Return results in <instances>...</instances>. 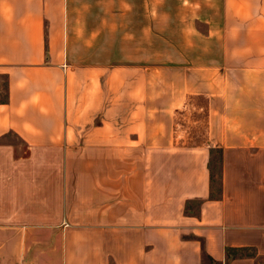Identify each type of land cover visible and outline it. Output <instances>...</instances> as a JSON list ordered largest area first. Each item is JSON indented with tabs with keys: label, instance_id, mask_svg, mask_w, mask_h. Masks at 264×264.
<instances>
[{
	"label": "crops",
	"instance_id": "crops-1",
	"mask_svg": "<svg viewBox=\"0 0 264 264\" xmlns=\"http://www.w3.org/2000/svg\"><path fill=\"white\" fill-rule=\"evenodd\" d=\"M1 80L0 260L264 264V0H0Z\"/></svg>",
	"mask_w": 264,
	"mask_h": 264
},
{
	"label": "rangeland",
	"instance_id": "rangeland-1",
	"mask_svg": "<svg viewBox=\"0 0 264 264\" xmlns=\"http://www.w3.org/2000/svg\"><path fill=\"white\" fill-rule=\"evenodd\" d=\"M1 85H0V94H1V98L4 95V87H5V82L4 80L0 81ZM196 101L197 105H201L203 104V100L201 97H195L194 99ZM178 113H182V111L178 112ZM185 118H183V124L185 126H187V128L190 129V133H189V140L191 143L194 142H202L205 138L204 136V130H205V120H204V116H205V112H204V108H191L190 110H186L185 112ZM14 138V137H11ZM214 165L213 168L215 169V180L218 178V161H219V152L215 151L214 154ZM217 184V181H216ZM1 236V235H0ZM205 261L204 264H214L212 261H210L209 259L206 258V256H204ZM12 262L10 261H3L2 259L0 260V264H11Z\"/></svg>",
	"mask_w": 264,
	"mask_h": 264
}]
</instances>
